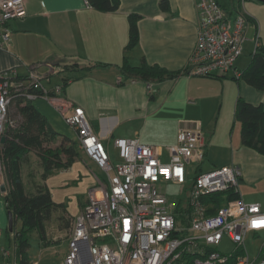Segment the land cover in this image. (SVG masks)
Returning <instances> with one entry per match:
<instances>
[{"label": "crops", "instance_id": "crops-1", "mask_svg": "<svg viewBox=\"0 0 264 264\" xmlns=\"http://www.w3.org/2000/svg\"><path fill=\"white\" fill-rule=\"evenodd\" d=\"M119 1L117 10L105 12L88 7L84 0H26L27 15L8 23L11 32L0 46V74L11 71L18 78L36 70L49 91L69 78L62 91L51 94L54 104L42 96L34 103L44 100L52 107L54 114L36 105L56 131L63 133L66 127L70 133L63 134L77 141V132L66 122L58 103L67 106L69 112L74 106L83 107L94 131L109 144L117 138H137L166 147L177 142L181 128H195L199 123L205 142L204 160L214 162L211 169L238 166L242 171L240 196L264 208V154L242 144V125L234 118L239 98L264 107V90L230 76L180 74L161 81L131 76L123 66L125 56L133 66L147 62L169 71L184 70L197 41L200 0H165L167 7L162 5L164 0ZM132 15L138 16L140 38L126 52ZM73 63L78 65L72 67ZM65 64L70 69L64 70ZM53 76H61L62 81L48 86ZM211 112H215L213 118ZM80 151L72 166L45 180L53 200L65 203L73 219L84 209L99 179L103 182L106 178L103 170ZM4 195L0 191V248L6 246L2 241L9 229ZM261 232L250 234L257 237Z\"/></svg>", "mask_w": 264, "mask_h": 264}, {"label": "built area", "instance_id": "built-area-1", "mask_svg": "<svg viewBox=\"0 0 264 264\" xmlns=\"http://www.w3.org/2000/svg\"><path fill=\"white\" fill-rule=\"evenodd\" d=\"M84 2L90 6L89 0ZM245 2L234 0L232 9L219 0L197 3V41L182 74L242 78L243 70L236 62L246 50L250 24L257 22ZM26 15V0H0V46L10 37L8 23ZM253 43L251 54L261 45L259 31ZM32 87L43 88L36 70L27 81L14 80L11 71L0 74V138L6 126L13 124L9 118L13 95L41 97L30 91ZM42 97L55 101L49 95ZM57 107L77 131L79 147L108 180V185L89 192L84 209L73 219L61 264H264V257L242 255L232 260L230 254L216 249L227 236L245 250L247 236L264 230V208L241 196L220 206L204 199L230 188L238 191L242 171L236 165L200 170L205 142L199 123L195 128H181L177 142L166 147L117 138L113 143L120 161L116 162L110 144L94 131L83 107L74 106L70 112L63 104ZM193 163L197 174L187 189ZM169 183L184 185L185 204L163 192L161 185ZM253 221L261 223L254 227ZM11 258V247H1L0 264H16Z\"/></svg>", "mask_w": 264, "mask_h": 264}, {"label": "trees", "instance_id": "trees-1", "mask_svg": "<svg viewBox=\"0 0 264 264\" xmlns=\"http://www.w3.org/2000/svg\"><path fill=\"white\" fill-rule=\"evenodd\" d=\"M90 6L105 11L112 12L118 9L119 0H89ZM167 1H162L163 7H167ZM235 3H231L232 9ZM138 16H130V37L125 47L126 52L132 50L138 43L140 35L137 23ZM256 20V19H255ZM257 21V20H256ZM258 26V22H255ZM251 62L246 69L243 70V76L247 83L259 90H264V42L256 52L251 54ZM76 63L71 66L75 67ZM125 71L136 78L146 81H161L167 78H174L182 74V72L169 71L158 64L142 63L139 66L129 64L127 56L124 63ZM90 67V66H89ZM70 69L68 64L64 65V70ZM201 77V76H200ZM215 78H224L223 76H215ZM27 81L29 75L25 77L14 78V80ZM69 78H63L62 90L68 84ZM31 92L42 96L41 89L31 88ZM56 94L51 91L50 94ZM12 103L18 107L23 123L19 127L8 124L3 135L6 136L4 147H0L1 169L5 176L7 191L4 195L6 208L13 214L14 229L6 231V237L9 240L12 236L15 238L14 259L16 264H31L29 257V241L28 233L36 231L39 233L43 244L51 245L54 241L47 240V227L54 218L59 224L60 230L72 227L73 218L68 214L67 205L65 203H57L53 200L50 189L45 180L58 170L68 169L72 164L80 158L81 151L79 142L74 140L67 134L56 131L49 123L45 114H43L34 100L24 98L22 95H13ZM11 103V105H12ZM235 121L242 125L241 139L242 144L248 146L259 153L264 154V107L250 103L243 98L237 100ZM61 137L62 140L68 142L65 146L50 147L45 143L48 140H56ZM37 152L39 161L38 166L43 169L40 182L35 183L36 190L29 192L24 182L23 167L27 161L31 160V156ZM199 163L200 170L204 169L202 163ZM205 171V170H202ZM240 196L239 190L230 188L224 192H214L204 197L205 200L215 201L216 206L222 205L224 202L236 199ZM21 220L23 226L20 230L15 229V223ZM69 239V238H68ZM55 243H59L55 242ZM262 249V256L264 257ZM244 248H238L235 252L229 253L230 258L237 259L239 253L243 254Z\"/></svg>", "mask_w": 264, "mask_h": 264}, {"label": "rangeland", "instance_id": "rangeland-1", "mask_svg": "<svg viewBox=\"0 0 264 264\" xmlns=\"http://www.w3.org/2000/svg\"><path fill=\"white\" fill-rule=\"evenodd\" d=\"M234 0H222V6L223 7H228V5L231 6V3H233ZM243 8V6H241ZM245 8L248 11V13L253 16L257 22H258V26L256 25V23H251L248 31H247V46H246V50L244 52V54L237 60L236 65L239 69H246L248 67V65L251 62V58L252 56L250 55V52L252 51L253 47H254V43L253 40L255 39V35L257 34V31H259V36H260V41L261 43L264 42V2L263 1H259V0H246L245 2ZM198 36V33H197ZM61 76H53V80L52 83H49L48 86H50L51 84H55L56 82L61 83ZM46 83H48L46 81ZM47 85V84H46ZM57 87H59L58 92L62 91L61 85H56L55 87H53V89L51 91H55L57 93ZM44 89H46L43 86ZM41 88V90L43 91V95H46L52 99H54L53 96H51V91L47 90L46 91ZM24 98H26L24 95H22ZM44 98V97H43ZM37 99V98H35ZM32 99V100H35ZM46 99V98H45ZM48 100V99H47ZM49 102H52L53 104L55 103L54 100H48ZM36 105H38L40 108L49 110H52V114H54V110L52 107H50L48 104H46V102L44 100H36ZM57 104V103H56ZM55 104V105H56ZM42 109V110H43ZM214 111H217V107L214 109ZM44 111V110H43ZM228 112V109L227 111ZM215 112H211L210 117L213 118ZM59 116V115H58ZM61 117V116H59ZM9 118L12 119L13 121V126L14 127H19L20 124L23 123V117H21L20 111L18 109V107L15 105V103H12V105L10 106V111H9ZM67 127L70 128V126L67 125ZM238 129V123L235 124V130L237 131ZM63 133L69 132L68 129L63 128L62 129ZM71 134L75 135V131H73V129H71ZM77 132V131H76ZM78 135V134H77ZM79 141V139H78ZM105 144L107 145L108 142L104 141ZM64 144L65 146L69 145L68 142H64L62 140L61 137L57 138L56 140H48L46 141L45 145L46 146H50V147H56V146H60L61 144ZM80 149L82 151H84L81 147ZM164 150H166V148H164ZM110 151L111 154L113 156V159L118 162L119 160V154H118V149L116 146H114L113 141L110 143ZM36 153V155L33 153L31 156V160L27 161L26 164L23 167V174H24V182L26 185V189L27 191H31L34 192L36 190V185L35 183L40 182L41 180V174L43 172V169L38 166V155L37 152L34 151ZM85 152V151H84ZM204 168L202 170L208 171L209 169H211L214 165V162H212L210 159H205L204 160ZM202 163V165H203ZM0 166H1V160H0ZM196 166L197 164L193 163L191 165H189V170H190V174L188 176V188L189 186L192 184L194 177L196 176L197 172H196ZM200 166V165H199ZM227 166V165H225ZM105 174V173H104ZM1 177L4 179V183L6 184V180H5V176L2 172V169H0V179ZM105 180L102 182L99 179V185H96L93 189H96L98 187H100L102 184L104 185H108V180H107V175L105 174ZM102 179V178H101ZM7 186V185H6ZM162 186V190L163 192H165L167 194V196H169L171 199H177L179 201H182V203H186L187 202V192L183 193V189H184V185H175L172 183L169 184H164L161 185ZM92 189V190H93ZM212 202L216 203L215 201L212 200ZM190 203V202H189ZM23 224L21 222V220H17V222L15 223V229L16 230H20L22 228ZM264 231V230H263ZM261 232L259 236L255 237L253 236V234H249L248 237L246 238L245 241V253L241 254L239 253V256L245 255V256H249L251 259H256V258H261L262 256V249L264 246V232ZM69 229H64V230H60L59 228V224L57 222V220L54 218L50 223H48V227H47V240L51 239L53 242V244L51 245H45L43 244V241L41 239V237L39 236V233H37L36 231H31L28 233V241H29V257L31 259V264L32 262L34 264H61V262L63 261V259L66 256L67 253V248H68V238H69ZM59 243H55L58 242ZM3 244H5L7 247H11L12 251H15L14 246H15V238L14 236H12V239L9 240V238L6 237V234H4L3 236ZM217 250H219L221 253L223 254H229L232 252H235L237 250V245L227 236H225L220 245L216 248Z\"/></svg>", "mask_w": 264, "mask_h": 264}, {"label": "water", "instance_id": "water-1", "mask_svg": "<svg viewBox=\"0 0 264 264\" xmlns=\"http://www.w3.org/2000/svg\"><path fill=\"white\" fill-rule=\"evenodd\" d=\"M259 1H263L264 0H259ZM5 143H6V136L5 135H2L1 138H0V147H4L5 146ZM0 190L2 192H6L7 191V186L6 184L3 182L2 178L0 180ZM8 216H9V223H8V228H9V231L12 232L13 229H14V221H13V214L12 212L8 211Z\"/></svg>", "mask_w": 264, "mask_h": 264}, {"label": "snow or ice", "instance_id": "snow-or-ice-1", "mask_svg": "<svg viewBox=\"0 0 264 264\" xmlns=\"http://www.w3.org/2000/svg\"><path fill=\"white\" fill-rule=\"evenodd\" d=\"M260 221H253V226L256 227V226H259L260 225Z\"/></svg>", "mask_w": 264, "mask_h": 264}, {"label": "clouds", "instance_id": "clouds-1", "mask_svg": "<svg viewBox=\"0 0 264 264\" xmlns=\"http://www.w3.org/2000/svg\"><path fill=\"white\" fill-rule=\"evenodd\" d=\"M235 79V78H234ZM236 80H238V79H236ZM240 80V79H239ZM3 193H6V192H3Z\"/></svg>", "mask_w": 264, "mask_h": 264}]
</instances>
